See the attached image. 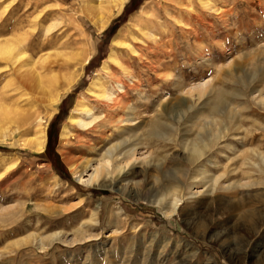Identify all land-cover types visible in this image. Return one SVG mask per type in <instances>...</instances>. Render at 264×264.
Segmentation results:
<instances>
[{"label": "rangeland", "instance_id": "1", "mask_svg": "<svg viewBox=\"0 0 264 264\" xmlns=\"http://www.w3.org/2000/svg\"><path fill=\"white\" fill-rule=\"evenodd\" d=\"M112 1L0 0V26L24 25L0 40L27 43L41 31L51 42L25 51L18 72L0 65V264H264V0ZM91 6L101 12L92 20L83 14ZM107 18L98 30L94 22ZM121 32L127 44L117 56L129 65L115 64V74L157 90L155 110L137 114L142 127L123 149L138 146L132 174L156 176L160 166L186 183L162 202L145 199L152 185L114 176L100 187L77 176L116 143H101L98 128L80 118L94 108L97 125L105 119L88 89L99 78L110 82L113 69L104 68ZM161 40L163 64L151 74L141 63L154 60ZM202 85L207 95H195V108L182 106V94ZM166 97L163 105L179 114L158 120ZM4 109L29 121L19 129ZM30 138L43 139V149L28 148ZM209 142L192 164L195 145ZM149 153L151 165L143 160ZM176 195L182 201L167 215Z\"/></svg>", "mask_w": 264, "mask_h": 264}, {"label": "bare ground", "instance_id": "2", "mask_svg": "<svg viewBox=\"0 0 264 264\" xmlns=\"http://www.w3.org/2000/svg\"><path fill=\"white\" fill-rule=\"evenodd\" d=\"M120 1L115 0L116 3L113 1L112 2L115 4L114 5L115 7H118L120 6V4H122V2ZM100 13H99V9L94 6H91L89 10L87 11L83 10V14L87 15L89 18H91V20L92 18H94L95 15H99ZM106 17H110V16H106ZM108 20L109 18L94 22L96 25V28L102 31L107 25V23L109 22ZM6 28H11L12 31L20 32L24 29V25L22 22H16V21H11L10 24H7V25L6 24H4L3 26L1 25L0 26V36L5 34ZM42 35L44 34H42L41 31L38 33L36 32V34L34 33V36L32 37L31 41H28L27 43H25V41L21 37H18V36H15V38L13 39L4 38L5 40H0V65H5L4 67L10 66L11 70L14 72L20 71L22 67L24 66L23 59L26 55L25 51L37 52L43 49L48 44L50 46L51 42L49 40V37L47 38V42H43L40 40ZM122 39H123V33L121 32L115 39V42H114L115 47L113 51V56L110 58L111 59L110 62H107L104 68L105 72L108 69H111V68L113 69V72L109 74L107 78V79H110V82L109 81L105 82L102 80V78H99L88 89L89 93L92 95L90 96V99H92V101L94 102L95 104L94 107L95 108L98 107L99 109L102 110V113L104 114L105 119L99 125H97V122H96L97 113L96 114L94 113V108H90V109H83V111L81 112L82 113V117L80 118L81 121L79 120L81 126L86 127V129H90L92 127L98 128L97 131L100 135L99 137L101 139V143L107 142L111 140V138L113 137L114 138L116 137V143H113L108 149L104 150L101 156V159L98 160L97 166L94 165L96 161H88L86 163L85 170L81 174L79 175L77 174V176H78V179L84 184H90V185L97 184L100 187H105L106 180L108 179L112 180L114 176H117L118 178H120V182L124 183V185L132 184L134 187H137V188L140 186L152 185L151 188L145 192L144 194L146 197L145 199L147 200L148 199L151 200V198L160 199L161 197L162 199L160 201L162 202L165 199V194H169L170 196L169 195L168 196L171 197L173 193H178L179 191H182L180 190L181 186L186 185V183H183L177 177L170 176V173L160 166H157L158 171H157L156 176L150 175L148 170L144 171V175L142 179H137L136 174L135 173L132 174L133 168L137 166L142 160L139 158L137 154L138 146L131 148L129 150H126V151H123V149L128 147L129 143L132 142L133 138L137 136L136 133L142 127L141 125L140 126L138 125L139 122L137 119V116H138L137 114L140 113V114L148 115L155 110V102H153V98H154V95L157 93V90L152 86L153 84L150 83L147 85V90L142 91L141 89L142 87L138 85L139 84L138 82H137L138 84L134 82L127 83L126 80L119 78L115 74V70H116V67L114 66L115 64L117 65L120 64L122 66V68H120L121 70L123 68L126 70L125 65L127 66L129 65L127 60H122L121 62H119L120 60H119V57L117 56L124 49V48L123 49L121 48L122 45L126 43V42L122 43L123 41ZM162 41L163 40H161L160 42H157L155 46H152L153 50L151 51V54L153 55L154 60H152L148 64L141 63L142 65H146L145 67L149 70L148 72H150L151 74L153 73L155 69H157L158 67L160 68L163 64L161 63L160 57L163 54V52H165L164 48L166 47V44L165 42H162ZM133 44L134 46H136L135 42H133ZM150 48L151 46L150 44H148L145 48L142 49V51L149 53ZM131 49H134V48H131ZM128 50H129L128 52H130V49ZM131 53L136 54L135 50H131ZM166 54L167 52L165 53V55ZM131 58L133 61H138V59L136 58V55H131ZM87 62L88 60H86V63ZM4 72L2 75L5 74ZM108 83L110 84L108 85ZM164 86L165 88L170 87L168 83H165ZM161 89L162 88H160L159 90ZM116 92H118L119 95L117 99H114V94ZM133 92H137L141 94V99L137 100L138 103H132L129 100V95L132 94ZM196 94H198L200 99H203L207 95V86L202 85L194 90H189L187 93L182 94V97L180 99L181 104H183L182 106L188 109H194ZM93 95H95L96 97L97 95L99 96L102 95L105 98L102 99V97H100L101 100H99L100 99L99 97H98L99 99L94 98ZM262 97L263 96L260 95L258 96V99L259 98L262 99ZM167 102H168L167 97L164 100L163 99L159 100L158 109H160V115L158 116V120L162 119L163 117L168 116L169 114L171 116L174 114H177V115L179 114V111L171 110L163 105L164 103H167ZM260 102L264 103V100H260ZM78 105L82 106V104H78ZM141 108L143 110H141ZM3 116L6 118H11V119L15 118L18 121L17 127L19 129L25 123L29 121V117L22 116L21 113H19L17 110L12 111V110L4 109ZM0 122H2L1 119H0ZM153 122L152 121L146 122L147 124L146 127H151V126L155 127L153 125ZM109 132L110 134H108ZM153 132L154 130L150 132V135H154L155 132L154 133ZM25 144L30 149H33L35 151H41L43 149L44 142H43V139L36 138L32 140V138H30V140H27ZM89 146H90L91 151L94 149V147H96L95 143L93 144L91 143V145ZM210 146H211L210 142L209 144L205 143L203 145H195L192 151L190 150L192 152L191 157H193L191 159V163L195 164L197 159L202 158L205 150L208 149ZM150 155L151 153H149L148 155L146 154V156H144V159H143L147 165H151V162L153 161V160L152 161L148 160L149 158H152V157L148 158V156ZM88 169L92 170V173L90 175H88ZM101 179L104 180L102 183H100ZM170 184L172 185L174 184V185L170 186ZM169 197L167 199H169ZM174 197L175 198L172 200V203L171 201H169L171 203L170 205L169 203H167L169 207L166 205L168 207L166 209L167 215H170L171 213H173L175 209L177 208V206L179 205V203L182 201L181 197H178L177 195ZM94 216H96V214H94ZM260 224L259 222L258 223L256 222L255 226L257 228L258 227L260 228L261 226Z\"/></svg>", "mask_w": 264, "mask_h": 264}]
</instances>
